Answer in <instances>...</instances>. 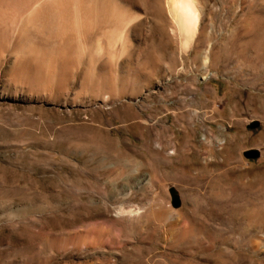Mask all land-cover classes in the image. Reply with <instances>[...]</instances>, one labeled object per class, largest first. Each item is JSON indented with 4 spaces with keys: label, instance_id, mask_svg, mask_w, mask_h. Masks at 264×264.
<instances>
[{
    "label": "rangeland",
    "instance_id": "374dc122",
    "mask_svg": "<svg viewBox=\"0 0 264 264\" xmlns=\"http://www.w3.org/2000/svg\"><path fill=\"white\" fill-rule=\"evenodd\" d=\"M140 1L144 36L164 29L144 77L72 74L50 95L60 78L14 81L13 60L0 55V264H264V74H240L241 51L226 49L264 36V0H195L200 25L187 47L167 13L158 18L165 0ZM247 83L258 114L219 120L246 104L251 89L236 97ZM196 111L214 113L194 121L201 149L245 162L243 182L230 170L214 187L191 186L211 174L197 177L165 148ZM207 128L225 139L220 151L200 141ZM251 149L259 159L244 157Z\"/></svg>",
    "mask_w": 264,
    "mask_h": 264
},
{
    "label": "bare ground",
    "instance_id": "6f19581e",
    "mask_svg": "<svg viewBox=\"0 0 264 264\" xmlns=\"http://www.w3.org/2000/svg\"><path fill=\"white\" fill-rule=\"evenodd\" d=\"M147 5L140 0H0V55L13 60L14 81L25 77L49 84L60 78L58 88H49L50 95L64 93L63 83L72 74L126 71L144 77L149 50L164 30L148 35L151 39L144 36ZM156 7L159 20L166 12L171 34L177 32L187 47L200 25L196 1L165 0ZM108 94L103 96L107 101ZM224 144L218 136L216 146Z\"/></svg>",
    "mask_w": 264,
    "mask_h": 264
},
{
    "label": "crops",
    "instance_id": "0c3cea01",
    "mask_svg": "<svg viewBox=\"0 0 264 264\" xmlns=\"http://www.w3.org/2000/svg\"><path fill=\"white\" fill-rule=\"evenodd\" d=\"M264 26V25H263ZM264 36H258V37H252L247 38L244 40L243 43H241L240 46L236 45H230L227 46V50L229 52H236L237 50L241 51V59L239 61L241 62L240 67L242 68L240 72L244 75H253V76H259L264 74ZM249 49L253 50V53H245L246 50L249 51ZM224 51H226L224 49ZM230 60V59H229ZM255 87L257 84L251 83ZM251 85L250 83H247V85H244V88L237 91V97L234 93L233 96L238 99V101L244 99L243 90H250ZM234 89L229 88V92L233 91ZM252 91V92H251ZM249 91V95L247 97V102L242 107L240 104L236 105V103L233 102V105L231 106V115H223L222 113L217 114L218 119L223 121L224 123L230 122L231 118L237 119V116H253L255 114H258L257 106L260 105L261 99L260 97H257L251 89ZM235 92V91H233ZM232 108L234 112L232 111ZM195 114V115H194ZM213 114L211 112V115L205 113H198L196 111L195 113H191L190 116H182L181 122H180V132L181 135L178 137H170L168 140H165V148H174L177 150V153L184 154L181 156L182 161L190 163V166L192 168V172H194L197 177H203L205 173H210L211 176L207 180H201V178H198L197 180H191L190 185L191 186H198V187H214V184L216 185L217 179L221 177L223 172H229L230 170H235L237 173L235 174L238 181L241 180L242 182L245 180V167L247 166L245 162H243L241 159H238L237 162L234 164V166L229 165L226 163V155L225 153H218L213 152L209 150H202L201 146L199 144L198 140V134L197 131L193 130L194 121H205L210 122L211 118H213ZM217 120V119H216ZM253 122V121H252ZM228 143H235V145H239V142H236L239 140L237 136L234 135H227ZM229 151V150H228ZM227 151V152H228ZM246 151H244L245 153ZM185 154H188L186 156ZM236 165V166H235ZM234 168V169H233Z\"/></svg>",
    "mask_w": 264,
    "mask_h": 264
},
{
    "label": "water",
    "instance_id": "95a60500",
    "mask_svg": "<svg viewBox=\"0 0 264 264\" xmlns=\"http://www.w3.org/2000/svg\"><path fill=\"white\" fill-rule=\"evenodd\" d=\"M259 126H260L259 122L253 121L249 125L248 128L250 130H255V129L259 128ZM260 156H261L260 151L256 150V149H251V150H248L244 153V157L248 160H257L260 158ZM170 194H171V198H172V206L174 208H179L181 206V199L179 198L177 191H175L174 189H171Z\"/></svg>",
    "mask_w": 264,
    "mask_h": 264
},
{
    "label": "built area",
    "instance_id": "2783aa9c",
    "mask_svg": "<svg viewBox=\"0 0 264 264\" xmlns=\"http://www.w3.org/2000/svg\"><path fill=\"white\" fill-rule=\"evenodd\" d=\"M216 137H218L216 132L212 131L210 128H207L203 129L201 132L200 141L205 146L212 147L215 150L220 151L224 146H216Z\"/></svg>",
    "mask_w": 264,
    "mask_h": 264
}]
</instances>
